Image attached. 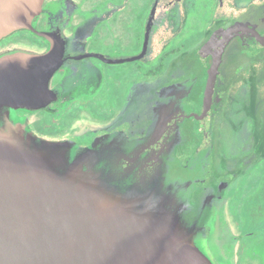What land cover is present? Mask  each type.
Instances as JSON below:
<instances>
[{"label":"water","instance_id":"1","mask_svg":"<svg viewBox=\"0 0 264 264\" xmlns=\"http://www.w3.org/2000/svg\"><path fill=\"white\" fill-rule=\"evenodd\" d=\"M44 2L0 0V42L27 31L49 43L43 53L0 55V264H215L204 236L210 198L191 206V194L213 150L224 52L235 38L261 49L264 35L234 25L198 51L206 70L200 142L182 169L173 153L196 78L161 91L146 135L132 146L115 132L78 147L39 137L16 117L52 111L58 100L50 86L67 39L60 29H35Z\"/></svg>","mask_w":264,"mask_h":264},{"label":"flooded vegetation","instance_id":"2","mask_svg":"<svg viewBox=\"0 0 264 264\" xmlns=\"http://www.w3.org/2000/svg\"><path fill=\"white\" fill-rule=\"evenodd\" d=\"M198 1L206 5L208 0H45L34 21L35 29H60L67 39L64 63L50 86L58 100L51 104L52 111L20 112L16 117L25 120L39 137L71 140L78 147H88L97 138L115 132H123L127 144L134 145L146 135L164 88L191 78L197 79V85L190 58H197L203 67L197 55L200 49L234 25H247L264 35V0H215L212 21L202 37L193 45L181 44L176 47L180 49L165 54V69L147 72L149 81L132 83L117 99L104 126L47 135L39 119L43 113L59 114L73 101L94 96L108 70L124 74L122 64L135 65L143 77V65L152 63L187 29L190 16L198 13ZM27 33L34 38L27 43L28 49L15 46L21 42L10 39L11 35L0 42V55L17 48L34 53L48 50L45 39ZM181 62L188 63L187 67L182 68ZM220 72L223 82L213 121V150L202 181L193 188L190 205L210 198L204 236L215 264H264V47L253 49L235 38L224 52ZM202 97L203 92L200 102ZM186 105L192 111L180 127L181 142L173 153L182 169L200 142L197 122L201 103L193 92ZM191 120L196 123L193 128Z\"/></svg>","mask_w":264,"mask_h":264},{"label":"rangeland","instance_id":"3","mask_svg":"<svg viewBox=\"0 0 264 264\" xmlns=\"http://www.w3.org/2000/svg\"><path fill=\"white\" fill-rule=\"evenodd\" d=\"M197 4L198 7L200 5L198 13L190 16L187 21V29L171 40L169 45L163 49L162 53H160L152 63L143 65V77L138 73L139 71L135 70L136 66L130 65V63L122 64L124 74H117L115 70H108L109 72L107 71L105 73L106 76L101 90L94 96L73 101L59 114L43 113L39 119V123L43 126L42 130L47 135H55L56 133H65L69 131L78 133L85 132L88 131L87 128L91 125L104 126V122L107 121L115 109L117 99L124 95L126 89L132 83L141 80H144V82L149 81L145 78L147 72H153L159 68H162V70L165 69L167 65V56H164L165 54L173 52L175 49H180L176 47L181 44L185 46L193 45V41L196 38L202 37V31L206 30L207 26L212 21L216 1L208 0L206 5L203 3L205 7L207 6V9H205L201 2L198 1ZM199 30L200 32H198ZM13 40L21 42L15 44V46L28 49L29 45H27V43L34 40V38L28 34H23L21 36H16ZM22 49L17 48L12 50ZM131 50L132 49H128L127 52L133 53ZM58 77L59 75L56 76L55 82L58 80ZM36 117L37 116H34V120H37L38 117Z\"/></svg>","mask_w":264,"mask_h":264},{"label":"trees","instance_id":"4","mask_svg":"<svg viewBox=\"0 0 264 264\" xmlns=\"http://www.w3.org/2000/svg\"><path fill=\"white\" fill-rule=\"evenodd\" d=\"M23 34H28L30 35V33H27L25 31H22V32H18V33H15L14 35H12L10 37V39H14L16 36H21ZM187 55H189L187 53ZM190 55L192 56L193 55V52L191 51ZM190 57V56H189ZM183 58V57H182ZM191 59V66H192V72L194 73V75H198V83L197 85L194 87L193 89V95L195 96V99H196V102L198 104H200V100H201V96H202V92H203V87H204V81H205V70L204 68L201 66V64L197 61V58L195 57H192L190 58ZM184 62H181L179 63V65L182 67V68H185L187 67L188 63L186 64H183ZM162 67V66H161ZM159 69H162V68H159ZM48 114H51V113H48ZM191 127L193 128V126H196V123L194 122V120H191V123H190Z\"/></svg>","mask_w":264,"mask_h":264}]
</instances>
